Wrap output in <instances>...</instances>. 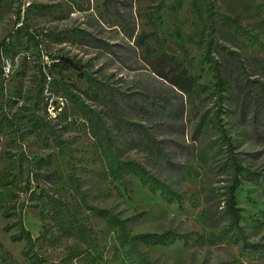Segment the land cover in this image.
Segmentation results:
<instances>
[{
  "label": "rangeland",
  "instance_id": "1",
  "mask_svg": "<svg viewBox=\"0 0 264 264\" xmlns=\"http://www.w3.org/2000/svg\"><path fill=\"white\" fill-rule=\"evenodd\" d=\"M207 57L227 76L222 101ZM168 58L195 82L176 83ZM0 119V264H264V0H0ZM218 124L247 168L238 229ZM125 162L174 198L117 178ZM51 197L85 238L41 218ZM14 207L33 248L12 240Z\"/></svg>",
  "mask_w": 264,
  "mask_h": 264
},
{
  "label": "trees",
  "instance_id": "2",
  "mask_svg": "<svg viewBox=\"0 0 264 264\" xmlns=\"http://www.w3.org/2000/svg\"><path fill=\"white\" fill-rule=\"evenodd\" d=\"M225 20L227 23H229L231 26L234 27L235 30H240L241 24L239 23V20L237 18H229V17H225ZM26 34L29 35L30 38H34V34L32 32H30L29 30L26 31ZM213 41H210V43ZM209 43V44H210ZM207 53H209V51H207ZM207 60H210V62H213L212 65V69L214 70V83H213V90H214V95L217 96L219 101H222L224 99V93L226 91H228L229 89V83H228V79L227 76H225L226 74H222L221 71L219 70L218 67V63L217 61H214L215 59H213L212 57H207ZM168 61L170 62V65H172V71L170 72L171 74H177V81L176 83L181 84V83H185V82H190L193 83L195 82V80H193L192 77L188 76V73L186 71V69L182 66L181 62L177 59V58H173L170 59L168 58ZM181 85H186L185 84H181ZM182 89H184L187 92H193V89L191 88V86L189 87H181ZM5 125V121H3L2 119H0V130L2 128V125ZM218 131L221 133L223 142L226 146L227 149V160L229 161V168H230V173L232 174V184L227 192V197H226V209L227 212L229 214V219L230 222L232 224V226H234L236 229H238L239 227V223H240V209L237 207V201H236V189L237 187L241 184V178L244 177L247 168H243L234 151V145L232 143L231 138L227 135L226 131L222 128V125L218 124ZM148 138H151V134L148 132ZM153 143L155 145V142L153 140ZM20 163V168H19V175L23 176L24 174V160H22L21 158L18 160ZM117 163V162H113ZM39 168L40 165H38ZM116 169H114V171H117V178H121L122 176H124L125 172L124 171H128V172H132L134 174H136L140 180L146 184H157L158 187H155V189H159L162 188L163 189H167L164 190L163 193L168 195L170 194L171 198V191L170 189H168V187H164L161 184H158L153 181H151V179H153L154 177H150L148 172L140 165L133 163V162H125L124 165L120 164V167L118 166L119 169H117V166L115 165ZM17 173H14L13 178L8 179V175L3 177V182L2 184L4 186H11L14 185L17 182V177H15ZM253 176H257V174L252 175ZM36 179V177H34ZM157 181V180H156ZM27 182L29 183V178L27 179ZM151 182H153V184H151ZM29 187H26L25 192H28ZM24 191V190H22ZM31 194H36L35 190L31 191ZM40 195V194H39ZM38 195V196H39ZM169 196V195H168ZM169 197V198H170ZM170 198V199H171ZM5 216L10 218L13 217L17 223H16V233L13 234L12 240L14 241H21V240H25L28 247L29 248H33L34 246V242H35V238L32 236L30 230H28L24 223H23V218L21 216L20 213L17 212L16 208L14 207V211L12 212H8L5 213ZM41 218L46 222V220L50 219L53 221V225L58 227V230H61L63 232H65V234L67 236H80L82 238H85L86 233L85 232H81L82 230H84L85 227H81V225L79 224V221L77 220V218L71 213V211H69L66 207V205H64L62 203L61 200L51 197V200L49 202V206L47 207V209H43L41 210ZM108 222L115 227L116 229H118V231L121 232H125V224L123 221L118 220L116 217H114L113 215H109L108 216ZM9 227H7L6 229H8ZM48 227L47 229L44 231L43 236H48ZM81 232V233H80ZM121 235V236H120ZM119 236H120V243L124 244L125 241L129 242L131 241V239H127V235L124 233H120L119 232ZM134 254V252H133ZM137 256L139 263L136 264H149L148 262L144 261L142 258L140 259V257L138 255ZM36 263L37 264H44V262L42 261V259L40 257H37L36 259Z\"/></svg>",
  "mask_w": 264,
  "mask_h": 264
}]
</instances>
